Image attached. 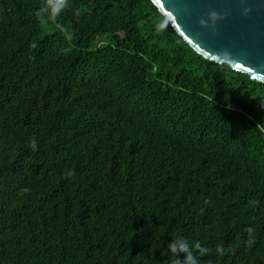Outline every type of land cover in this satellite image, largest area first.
I'll use <instances>...</instances> for the list:
<instances>
[{"label":"trees","instance_id":"trees-1","mask_svg":"<svg viewBox=\"0 0 264 264\" xmlns=\"http://www.w3.org/2000/svg\"><path fill=\"white\" fill-rule=\"evenodd\" d=\"M44 4L0 0V264H264V82L151 0Z\"/></svg>","mask_w":264,"mask_h":264},{"label":"water","instance_id":"water-1","mask_svg":"<svg viewBox=\"0 0 264 264\" xmlns=\"http://www.w3.org/2000/svg\"><path fill=\"white\" fill-rule=\"evenodd\" d=\"M151 1L199 54L264 82V0ZM244 8L251 9L246 16ZM211 11L224 16L215 32L199 23L211 24Z\"/></svg>","mask_w":264,"mask_h":264},{"label":"clouds","instance_id":"clouds-1","mask_svg":"<svg viewBox=\"0 0 264 264\" xmlns=\"http://www.w3.org/2000/svg\"><path fill=\"white\" fill-rule=\"evenodd\" d=\"M69 6V0H45L43 9H40L37 13L38 18H40V12L44 11L48 13L51 12L52 16L59 15ZM251 12L250 8L243 9V15H248ZM209 19L211 24H206L205 20L201 19L199 21L201 26L209 27L215 32V23L217 20L224 19L223 15H218L216 11H211L209 14ZM31 147L33 150L36 148L35 139L31 142ZM222 246L218 248V251L222 252ZM169 251L175 256L173 264H199L198 254H207L208 249L205 246H202L199 242L189 244L186 239H174L169 242ZM183 255V260L180 259V256Z\"/></svg>","mask_w":264,"mask_h":264}]
</instances>
